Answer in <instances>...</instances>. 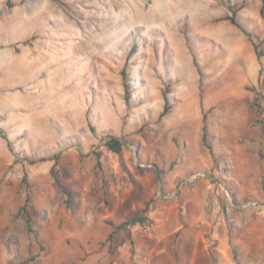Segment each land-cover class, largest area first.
<instances>
[{
  "label": "rangeland",
  "instance_id": "rangeland-1",
  "mask_svg": "<svg viewBox=\"0 0 264 264\" xmlns=\"http://www.w3.org/2000/svg\"><path fill=\"white\" fill-rule=\"evenodd\" d=\"M183 1L159 22L158 0H0V264H264L262 0ZM236 112L260 130L246 182L222 137Z\"/></svg>",
  "mask_w": 264,
  "mask_h": 264
},
{
  "label": "trees",
  "instance_id": "trees-1",
  "mask_svg": "<svg viewBox=\"0 0 264 264\" xmlns=\"http://www.w3.org/2000/svg\"><path fill=\"white\" fill-rule=\"evenodd\" d=\"M260 14L261 16L264 18V0H262V6H261V9H260ZM227 20L230 21L233 25L237 26L238 28L242 29V31L244 32V34L249 38V40L253 43L252 39H251V34L243 29L241 27V25H239V23L236 21V18H235V12H233V15L232 16H228L227 17ZM254 44V48L255 50L257 51L258 49V46ZM258 59H260L262 57V54H258ZM194 64L196 67H198V64H197V61L194 60ZM122 77H123V86H124V90H125V101H126V105H130V97H131V84L128 83V79H127V74L125 72H122ZM200 84H202V81H200ZM165 99V106H164V109L163 111L161 112L160 114V117H159V120L161 121L167 114H169L170 110H171V107L170 105L168 104V99L167 97L165 96L164 97ZM255 106H256V109H257V112H258V115L261 117L264 112L262 110V107L258 104V103H254ZM207 117L206 115L203 117V127H202V142L203 144L208 148V150L210 152H212V148L209 144V139H208V126H207ZM258 122L260 123L261 122V119L258 118ZM106 147L107 149L120 156L122 155L123 153V148H124V143L121 141V139L117 138V137H114L110 140L107 141L106 143ZM212 154V153H211ZM58 157H55L54 158V165L52 166L51 170H50V174L51 176L56 180L58 186L67 194L68 198L71 197V192L66 190L63 185L59 182L58 178L56 177L55 175V169L56 167L58 166ZM157 171H158V178L159 180L161 179V176H162V173H161V170L157 167ZM22 184L24 185H27L28 184V174L27 172L25 171L24 174H23V180H22ZM27 201H29L28 197L26 199ZM148 206H146V208L143 210V211H140V212H137L131 219L125 221V222H122L120 224H115V223H112V222H109V224L111 226H114L115 228V231H120V230H128V228L130 227H133V226H136L138 224H144L145 222H147L148 218L147 217H144L143 214L144 212H146L148 210ZM112 238V234L109 235L108 239H111ZM131 243L133 244V241H131Z\"/></svg>",
  "mask_w": 264,
  "mask_h": 264
},
{
  "label": "crops",
  "instance_id": "crops-1",
  "mask_svg": "<svg viewBox=\"0 0 264 264\" xmlns=\"http://www.w3.org/2000/svg\"><path fill=\"white\" fill-rule=\"evenodd\" d=\"M234 116V124L231 126L228 125L226 128H224L222 137L227 146L232 150L234 156L236 157V167L240 172V175L243 177L242 181L246 182L245 173H248L249 163L253 158H255L254 153H257L262 147V145L260 144V130L258 128H254L253 130H249V132L244 131L240 124L238 112H236ZM244 138L247 139L246 143H242ZM43 152L45 154L52 153L53 157L58 154L55 153L54 147H49ZM52 162H54V159L48 161V165L44 168L46 169V172L50 171L52 167ZM153 180L154 178H152L150 174L144 177H140V182L144 190L143 195L146 197L144 202L148 201L156 193V183Z\"/></svg>",
  "mask_w": 264,
  "mask_h": 264
},
{
  "label": "bare ground",
  "instance_id": "bare-ground-1",
  "mask_svg": "<svg viewBox=\"0 0 264 264\" xmlns=\"http://www.w3.org/2000/svg\"><path fill=\"white\" fill-rule=\"evenodd\" d=\"M171 0H161L160 2H159V0H158V3H161L162 2V5H161V9H159V11H160V13H159V11H158V7H157V9H156V11H158V13L157 14H159L158 15V17H159V19H158V21L160 22V21H164L165 19H167V16H168V14L170 13V14H172V13H183L184 12V10H192L193 8H196L195 6H189V3L187 4L185 1H183V0H173L174 2H170ZM188 2V1H187ZM191 3V2H190ZM160 7V6H159ZM155 11V10H154ZM153 11V12H154ZM155 11V12H156ZM133 12H134V18H129V22L130 23H134V22H137L140 18H144V16L146 15H144L143 13H142V11L140 10V9H133ZM166 13V14H165ZM155 19H157L156 17H155ZM63 25H64V23H63ZM121 25V24H120ZM120 25H118V26H120ZM121 26H123V25H121ZM65 29V28H64ZM107 38V37H106ZM194 179V178H193ZM192 179V180H193Z\"/></svg>",
  "mask_w": 264,
  "mask_h": 264
},
{
  "label": "water",
  "instance_id": "water-1",
  "mask_svg": "<svg viewBox=\"0 0 264 264\" xmlns=\"http://www.w3.org/2000/svg\"><path fill=\"white\" fill-rule=\"evenodd\" d=\"M112 138H114V137H109V139H112ZM211 179H213L214 181H216V182H218L219 184L223 185V187H224L225 189H227V186H226L222 181H220V180H218V179H215V178H211ZM188 181H192V179L182 182V183L179 185V187L183 186V185H184L185 183H187ZM160 192H162V184H161V183H160V188H159V193H160ZM175 194H176V193H172V194L169 195V196H162V197H163V198H168V197H172V196H174Z\"/></svg>",
  "mask_w": 264,
  "mask_h": 264
}]
</instances>
